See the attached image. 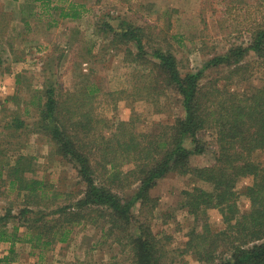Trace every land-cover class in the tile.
I'll list each match as a JSON object with an SVG mask.
<instances>
[{
    "label": "trees",
    "instance_id": "1",
    "mask_svg": "<svg viewBox=\"0 0 264 264\" xmlns=\"http://www.w3.org/2000/svg\"><path fill=\"white\" fill-rule=\"evenodd\" d=\"M30 1L39 2L41 14L57 8L50 6L52 0ZM75 7L70 3L60 16L77 18L80 13ZM101 29L105 36L112 34L108 45L122 46L130 63L152 65L155 90H171L180 101L182 115L163 125L158 133L134 132L121 122L113 138L97 144V135L91 132V105L88 109L83 106L90 104L92 91L83 87L73 109L68 98L45 85L29 102L38 117L33 131L46 136L50 157L75 170L76 183L61 191L46 173L41 178L30 176L29 172H34L32 157L4 155L0 180L5 185L0 187V194L9 198L15 193L20 201H11L0 216V242L10 244V254L21 242L43 250L67 243L73 227L91 223L107 242L117 243L128 254L129 264H176L169 254L172 249L154 233L151 224L159 201L151 196V190L175 174L208 187L195 185L182 190L180 208L194 219L217 209L225 224L220 231H211L208 223L201 228L191 226L181 254L199 264H264V168L252 158L253 153L264 149V85L245 92L219 87L217 77L203 81L210 68H229L227 75L216 74L230 82L231 78L242 76L245 80L249 74H257L254 71L264 70V24L250 29L247 46H232L224 55L210 59L203 69L185 74L169 48H152L145 43L144 27L128 23L117 31L106 24ZM251 52L256 59L246 63L244 58ZM249 70L254 73L248 74ZM260 75L264 80V71ZM11 100L15 105L19 101L16 95H6L3 108ZM19 110H5L3 127L13 131L4 139L19 138L16 132L25 128L21 116L30 111L24 109L21 114ZM208 128L215 132L214 146L199 137ZM208 153L213 156L211 164H193L195 158ZM247 176L254 179L246 193L253 207L241 213L235 187ZM133 186L132 194H127ZM11 220L21 224L9 229ZM22 226L24 235H19ZM9 256H0V264L7 263Z\"/></svg>",
    "mask_w": 264,
    "mask_h": 264
},
{
    "label": "rangeland",
    "instance_id": "2",
    "mask_svg": "<svg viewBox=\"0 0 264 264\" xmlns=\"http://www.w3.org/2000/svg\"><path fill=\"white\" fill-rule=\"evenodd\" d=\"M70 3L76 5L80 16L61 17L62 9H67ZM50 6L57 8L41 14L39 2L0 0V159L19 154L32 157L34 172H29L30 176L41 178L46 173L61 191L76 183V172L69 164L49 156L51 147L46 136L33 131L38 117L36 108L29 105L45 85L68 98L74 104L73 109L83 87L92 91L90 104L83 106L88 109L91 105V132L95 131L97 144L113 138V131L121 122L134 132L158 133L163 125L182 115L180 101L171 90L161 93L159 88L155 90L152 65L130 63L122 46L108 45L112 34L105 36L102 27L107 24L117 31L128 23L144 27L145 43L152 48H169L185 74L203 69L210 59L224 55L232 46H247L251 41L250 29L264 24V0H52ZM254 59L251 52L244 61ZM228 70L210 68L205 71L203 81L217 77L219 87L245 92L264 85L260 75L263 69L253 75L249 70L248 78L234 77L231 82L216 74L227 75ZM6 95H16L17 105L11 100L3 108ZM7 108L20 109L21 114L24 109L30 111L21 116L25 128L16 132L19 138L4 139L13 131L3 127L2 117ZM75 110L77 115L79 110ZM199 137L214 146L213 129L201 131ZM252 158L264 168V149L253 153ZM192 162L195 166L208 165L213 156L208 153ZM253 180L247 176L236 184L241 213L253 207L246 195ZM4 185L0 180V187ZM195 185L206 187L194 178L172 174L151 190V196L159 200L151 219L152 229L172 249L169 254L176 264H199L189 255L181 254L191 226L197 224L201 228L208 223L211 231L225 227L217 209H209L194 219L180 208L182 190ZM133 189L134 186L126 193L132 194ZM9 196L0 194V216L11 201H20L15 193ZM17 224L21 223L11 220L7 227ZM24 231L22 226L19 235H24ZM104 240L101 231L90 223L73 227L67 243L43 250L21 242L15 244L14 253L10 254V244L0 242V256L10 255L8 262L2 264H129L128 254L117 243ZM95 244L99 247L94 249Z\"/></svg>",
    "mask_w": 264,
    "mask_h": 264
}]
</instances>
